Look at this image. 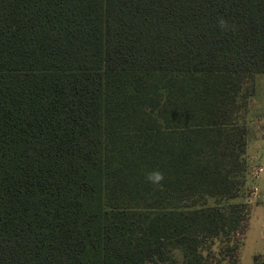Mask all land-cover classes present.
Here are the masks:
<instances>
[{
	"label": "trees",
	"instance_id": "16d2710c",
	"mask_svg": "<svg viewBox=\"0 0 264 264\" xmlns=\"http://www.w3.org/2000/svg\"><path fill=\"white\" fill-rule=\"evenodd\" d=\"M257 73L264 0H0V264H237Z\"/></svg>",
	"mask_w": 264,
	"mask_h": 264
},
{
	"label": "rangeland",
	"instance_id": "374dc122",
	"mask_svg": "<svg viewBox=\"0 0 264 264\" xmlns=\"http://www.w3.org/2000/svg\"><path fill=\"white\" fill-rule=\"evenodd\" d=\"M248 117L250 119L248 153L254 158L248 157L247 160L248 183L239 196L231 199L233 202H246L249 210L247 227L238 250L237 264H253V255L264 254V185L258 186L253 180L250 183L251 178L255 179L252 173L257 166H262L261 176H264V73L255 75L254 94L249 102ZM254 185L258 188L256 195L251 193ZM259 201H262V204H258Z\"/></svg>",
	"mask_w": 264,
	"mask_h": 264
},
{
	"label": "clouds",
	"instance_id": "9594fccd",
	"mask_svg": "<svg viewBox=\"0 0 264 264\" xmlns=\"http://www.w3.org/2000/svg\"><path fill=\"white\" fill-rule=\"evenodd\" d=\"M218 25L221 30H227L229 28L228 21L224 18L219 19ZM146 179L154 185H160L161 182L164 180V174L159 170H153L147 174Z\"/></svg>",
	"mask_w": 264,
	"mask_h": 264
},
{
	"label": "crops",
	"instance_id": "0c3cea01",
	"mask_svg": "<svg viewBox=\"0 0 264 264\" xmlns=\"http://www.w3.org/2000/svg\"><path fill=\"white\" fill-rule=\"evenodd\" d=\"M249 141V140H248ZM248 141H247V143H248ZM248 150H249V146H248V144H247V148H246V158H247V160L251 157V158H254L252 155H250L249 153H248ZM249 157V158H248ZM257 159V158H256ZM248 162V161H247ZM261 172H263V171H261ZM261 172L257 175V176H254V178L255 179H252L251 178V180H250V183H251V181L253 180V182L254 183H258V186H260V184H262V185H264L263 183H264V176H261ZM256 181V182H255ZM259 181V182H258ZM248 183V179H246V183H245V185ZM254 186H256V185H254ZM257 190H258V188H257ZM257 190L254 192L253 190H252V194H257ZM250 197V196H249ZM258 204H262V201L260 202L259 201V203Z\"/></svg>",
	"mask_w": 264,
	"mask_h": 264
},
{
	"label": "built area",
	"instance_id": "2783aa9c",
	"mask_svg": "<svg viewBox=\"0 0 264 264\" xmlns=\"http://www.w3.org/2000/svg\"><path fill=\"white\" fill-rule=\"evenodd\" d=\"M256 168L257 169H255L253 171V173H252L253 174V177L254 176H257L262 171V166H257ZM252 190L255 192L257 190V187L256 186H253Z\"/></svg>",
	"mask_w": 264,
	"mask_h": 264
}]
</instances>
